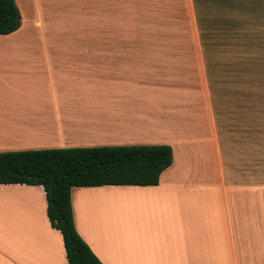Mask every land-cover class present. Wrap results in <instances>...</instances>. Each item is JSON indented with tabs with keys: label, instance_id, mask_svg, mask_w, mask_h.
<instances>
[{
	"label": "crops",
	"instance_id": "0c3cea01",
	"mask_svg": "<svg viewBox=\"0 0 264 264\" xmlns=\"http://www.w3.org/2000/svg\"><path fill=\"white\" fill-rule=\"evenodd\" d=\"M151 3L159 15L132 16L141 31L160 29L143 45L110 41L106 52L85 57L33 55L26 49L33 41L0 40V137L16 139L10 151L171 146L172 164L156 185L72 188L75 228L103 264H264V102L237 92L216 112L203 34L210 28L200 19L209 13H201L205 1ZM244 17L236 31L251 25ZM118 93L140 104L117 110L110 100ZM91 118L107 120L106 140L90 133ZM123 186L116 216V201L106 196ZM142 197L155 215H142ZM147 230L154 249L139 244ZM0 264H68L42 186L0 184Z\"/></svg>",
	"mask_w": 264,
	"mask_h": 264
},
{
	"label": "rangeland",
	"instance_id": "374dc122",
	"mask_svg": "<svg viewBox=\"0 0 264 264\" xmlns=\"http://www.w3.org/2000/svg\"><path fill=\"white\" fill-rule=\"evenodd\" d=\"M15 1L22 16V23L16 35H0V40L17 38L33 41L28 44L29 47H26L30 50L28 52L33 55L90 57L95 54V50L100 51L101 54L106 52L110 41L118 42L130 39V41L136 40L135 43L138 45H143L142 40L159 38L160 34L159 28L153 32L141 31L137 28V25L141 26V21L137 24L138 21L132 18L133 15H159L157 8L156 10L150 9L153 6L151 1L154 0H145V5L142 0ZM204 1L206 7L205 10H203L204 8L200 9L203 10L201 13H209L206 16H201L200 19L204 27L210 28V30L204 31L203 34L207 44L205 47L206 59L210 66L209 83L213 91V97L216 100V109H218L216 112H220L222 104L233 103L232 100L237 96L235 94L237 92H241L245 97L251 96L249 102L259 100L260 103H263L264 31L262 29H264V21L260 17L261 14H264V0ZM99 2L101 3L99 4ZM102 2H105L106 5ZM115 5L123 8V14L117 13ZM97 11H101L102 14L99 15ZM242 14L249 18L252 27L258 28L259 31L251 30L250 21H247L249 25H242L243 30L236 31L237 21L241 19ZM246 17L243 19L247 20ZM121 18L122 21L123 19L126 21L124 26L119 24ZM171 29L172 26H170ZM164 32L162 31V33ZM252 44H256V46ZM3 45L2 43L0 46ZM150 80L149 86L157 89L154 75L150 77ZM136 90H139V87L136 86ZM122 95L124 94H114L112 100H110L111 104L117 106V110L120 106L126 105L132 108L134 104L135 108L136 105L140 104L138 99L132 102V98L123 97ZM141 95L143 96L141 101L144 103L146 99L145 92ZM154 97L155 94H149V99ZM149 99H147V103ZM102 102H106V100L104 99ZM91 122L90 133L99 132L106 140L107 120L91 118ZM9 132L11 133V131ZM123 134L117 132L115 134L116 139L123 137ZM16 142L13 136L2 135L0 137V152L14 149ZM125 188L123 186L120 189L111 190L106 196V198L116 201L114 204L116 216L123 214V207L120 203L124 199ZM141 201L142 215H155V210L152 206H149L147 198L142 197ZM147 225L152 226V224ZM150 230H147L146 234L138 241L140 246L154 249L156 248V239Z\"/></svg>",
	"mask_w": 264,
	"mask_h": 264
},
{
	"label": "trees",
	"instance_id": "16d2710c",
	"mask_svg": "<svg viewBox=\"0 0 264 264\" xmlns=\"http://www.w3.org/2000/svg\"><path fill=\"white\" fill-rule=\"evenodd\" d=\"M21 13L15 0H0V34L16 31ZM173 161L167 144L27 149L0 152V184L43 187L51 226L60 231L68 264H103L78 234L73 187L156 185Z\"/></svg>",
	"mask_w": 264,
	"mask_h": 264
}]
</instances>
